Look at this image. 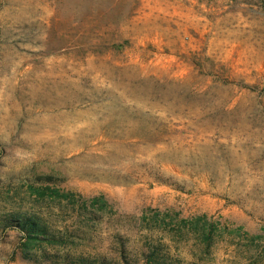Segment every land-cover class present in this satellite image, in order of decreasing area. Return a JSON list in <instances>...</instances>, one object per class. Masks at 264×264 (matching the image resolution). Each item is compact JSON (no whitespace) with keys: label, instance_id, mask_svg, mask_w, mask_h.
I'll use <instances>...</instances> for the list:
<instances>
[{"label":"rangeland","instance_id":"rangeland-1","mask_svg":"<svg viewBox=\"0 0 264 264\" xmlns=\"http://www.w3.org/2000/svg\"><path fill=\"white\" fill-rule=\"evenodd\" d=\"M15 212L67 234L52 252L264 264V0H0ZM23 248L0 231V264Z\"/></svg>","mask_w":264,"mask_h":264},{"label":"trees","instance_id":"trees-1","mask_svg":"<svg viewBox=\"0 0 264 264\" xmlns=\"http://www.w3.org/2000/svg\"><path fill=\"white\" fill-rule=\"evenodd\" d=\"M43 181H53L52 177H43ZM52 193L57 194L54 190ZM42 195V194H41ZM18 231L21 236L23 258L36 264H110L111 259L105 255L88 256L74 254L70 251L52 252L45 246H55L67 242V234L56 230L44 217L32 213H11L0 217V231ZM38 250H29L32 246ZM141 264H180L172 258L161 242L145 244L140 253ZM125 264H136L128 260L125 250H121Z\"/></svg>","mask_w":264,"mask_h":264}]
</instances>
